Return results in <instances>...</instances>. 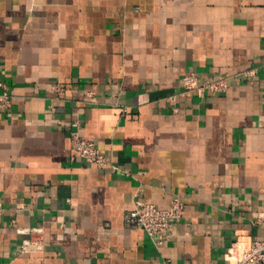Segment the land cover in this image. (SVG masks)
Masks as SVG:
<instances>
[{
  "label": "crops",
  "instance_id": "0c3cea01",
  "mask_svg": "<svg viewBox=\"0 0 264 264\" xmlns=\"http://www.w3.org/2000/svg\"><path fill=\"white\" fill-rule=\"evenodd\" d=\"M4 88L0 264H229L264 237V0H0ZM75 121L118 169L73 154ZM176 196L170 240L126 225Z\"/></svg>",
  "mask_w": 264,
  "mask_h": 264
},
{
  "label": "built area",
  "instance_id": "2783aa9c",
  "mask_svg": "<svg viewBox=\"0 0 264 264\" xmlns=\"http://www.w3.org/2000/svg\"><path fill=\"white\" fill-rule=\"evenodd\" d=\"M256 69L244 71V75L255 74ZM184 92H193L204 96L206 92L221 93L228 88V77L207 79L197 71H189L182 78ZM175 97V96H174ZM171 97L172 100H174ZM13 96L4 88L0 93V108L12 107ZM71 133V150L75 156L99 167L118 169L108 156L98 147L96 141L88 139L81 134V125L78 121L73 123ZM124 172V171H122ZM185 203L179 196L173 198L168 208H160L155 204L142 199L135 202L134 208L125 216L126 225L133 228H141L146 231L156 245H160L172 238L175 225L183 216ZM259 222L264 224V214L259 217ZM34 234H41V227L31 229ZM38 242L31 239L22 248L29 251L36 248ZM236 255L228 259L229 264H264V237L241 236L235 243ZM156 264H171L170 260L158 261Z\"/></svg>",
  "mask_w": 264,
  "mask_h": 264
}]
</instances>
